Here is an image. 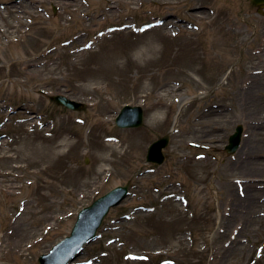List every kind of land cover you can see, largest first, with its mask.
<instances>
[{"label":"rangeland","instance_id":"obj_1","mask_svg":"<svg viewBox=\"0 0 264 264\" xmlns=\"http://www.w3.org/2000/svg\"><path fill=\"white\" fill-rule=\"evenodd\" d=\"M126 105L139 129L116 126ZM0 143L62 153L0 180V264H39L128 185L74 264H264V15L249 0H0Z\"/></svg>","mask_w":264,"mask_h":264},{"label":"water","instance_id":"obj_2","mask_svg":"<svg viewBox=\"0 0 264 264\" xmlns=\"http://www.w3.org/2000/svg\"><path fill=\"white\" fill-rule=\"evenodd\" d=\"M254 4L264 3V0H253ZM53 99L70 110H79L85 106L72 101L65 96H54ZM144 111L141 107L126 106L122 109L116 123L121 128H139L143 124ZM242 128L238 127L236 133L230 137L227 151L231 154L239 149ZM169 144V138L164 137L151 145L147 161L155 164L164 162L163 149ZM129 195V185L118 187L102 198L98 199L92 206L85 208L78 217L71 237L57 245L49 255L39 259L40 264H70L81 254L85 244L96 238V233L105 216L112 207L119 205Z\"/></svg>","mask_w":264,"mask_h":264},{"label":"bare ground","instance_id":"obj_3","mask_svg":"<svg viewBox=\"0 0 264 264\" xmlns=\"http://www.w3.org/2000/svg\"><path fill=\"white\" fill-rule=\"evenodd\" d=\"M16 8L18 7H13L12 8V13L17 16L18 18L21 19L22 22H25V14H27V11L25 12H21L23 15H18L20 13L17 14ZM29 14H33V11H28ZM10 28L14 29V32L11 33V31H6L4 32V37L8 40H16L17 37L19 36V32L17 30V27L13 26L10 24ZM154 60V59H152ZM35 59L32 58H28L25 61V66L26 67H37V63H34ZM154 61H151V64ZM249 89V88H248ZM252 89H249L248 92H250ZM253 92V91H252ZM251 93V92H250ZM242 144V143H241ZM241 147V146H240ZM29 147H22V148H14V149H10L4 147L1 143H0V162H4L6 163L8 166H10V169L4 168L2 169V171H0V180H4V181H10L9 182V186L13 187L14 185L11 184L13 181H18V175H16V171L18 169H24L26 168L25 166H20L17 164L22 162V160H27L29 161V163L31 165H38V164H43L44 161H48L54 157L59 158L61 156L62 153L58 152L55 153L56 155H54V153L51 151L49 152L48 150L42 152L40 151V149H30L28 150ZM34 150V151H33ZM27 152V153H26ZM17 240L13 241V248L14 250H18L21 248V246H19V243L16 242ZM20 247V248H19Z\"/></svg>","mask_w":264,"mask_h":264},{"label":"flooded vegetation","instance_id":"obj_4","mask_svg":"<svg viewBox=\"0 0 264 264\" xmlns=\"http://www.w3.org/2000/svg\"><path fill=\"white\" fill-rule=\"evenodd\" d=\"M262 8V7H261ZM257 10H259V7H257Z\"/></svg>","mask_w":264,"mask_h":264}]
</instances>
